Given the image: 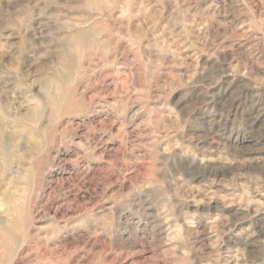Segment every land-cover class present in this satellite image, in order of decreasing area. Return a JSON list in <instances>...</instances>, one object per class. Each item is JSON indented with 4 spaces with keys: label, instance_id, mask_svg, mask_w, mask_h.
<instances>
[{
    "label": "rangeland",
    "instance_id": "rangeland-1",
    "mask_svg": "<svg viewBox=\"0 0 264 264\" xmlns=\"http://www.w3.org/2000/svg\"><path fill=\"white\" fill-rule=\"evenodd\" d=\"M0 264H264V0H0Z\"/></svg>",
    "mask_w": 264,
    "mask_h": 264
}]
</instances>
